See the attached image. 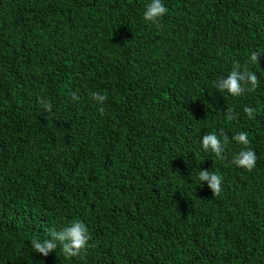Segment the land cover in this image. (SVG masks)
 Instances as JSON below:
<instances>
[{
	"label": "trees",
	"instance_id": "trees-1",
	"mask_svg": "<svg viewBox=\"0 0 264 264\" xmlns=\"http://www.w3.org/2000/svg\"><path fill=\"white\" fill-rule=\"evenodd\" d=\"M150 2L0 0V264H264V0H162L157 24ZM237 65L259 86L233 97L214 82ZM73 220L78 256L35 252Z\"/></svg>",
	"mask_w": 264,
	"mask_h": 264
},
{
	"label": "clouds",
	"instance_id": "clouds-1",
	"mask_svg": "<svg viewBox=\"0 0 264 264\" xmlns=\"http://www.w3.org/2000/svg\"><path fill=\"white\" fill-rule=\"evenodd\" d=\"M167 12L168 9L162 3V0H151V2L146 5L143 19L153 24H157L159 19L167 14ZM260 55L261 53L252 51L249 59L252 63H256L258 62ZM248 85L251 86L247 87ZM214 86L221 92L226 90L233 97H239L243 95L246 90L248 92L254 91L259 86V81L254 72L247 70L241 72L237 65L234 66L233 71H231L226 79L221 78L220 80L215 81ZM70 95L71 99L74 101L79 99L75 92ZM92 98L99 103H103L107 99L105 95H101L98 92L92 93ZM39 103H41L47 111L51 112L52 105L49 101L44 98H39ZM243 111L249 118H254L256 109L245 106ZM225 117L227 120H234L236 118L231 107L227 108ZM231 140L244 146L242 150L234 156L232 162L238 167L251 172L256 166L257 156L254 150L249 147L250 141L248 139V133L238 132L232 136ZM228 143H230V140L226 133H222V138L216 133L206 134L202 138L203 149L205 151L211 149V151L221 159L223 158L225 145ZM199 180L202 182L208 181V187L211 189L213 196L220 195L222 191L221 176L214 172L202 170L199 171ZM50 235L51 239L41 241L37 238H33L31 240L35 252L47 256L49 252L57 248V242H59L61 250L66 257H75L86 249L91 240L88 227L80 220H73L70 225L62 228L58 232L51 230Z\"/></svg>",
	"mask_w": 264,
	"mask_h": 264
}]
</instances>
